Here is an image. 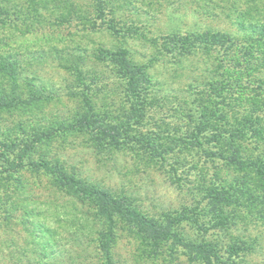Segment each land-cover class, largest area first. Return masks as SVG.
<instances>
[{"label": "rangeland", "instance_id": "374dc122", "mask_svg": "<svg viewBox=\"0 0 264 264\" xmlns=\"http://www.w3.org/2000/svg\"><path fill=\"white\" fill-rule=\"evenodd\" d=\"M4 1L9 8L4 13L11 19L21 13L13 12L12 3L16 4V9L21 7L24 14L28 10V0ZM108 1V9L113 13L106 15L103 22L98 20L96 26L73 21L59 26L27 28L18 20V26L0 27V56L17 54L25 75L34 77L37 85L55 93L53 99L34 109L0 110V139L27 138L36 127L52 125L59 117L70 119L79 108L84 110L82 96H72L70 91L81 93L88 84L90 89L83 92L89 94L94 109L100 115L109 111V118L103 119L120 118L122 110L127 108L125 81L115 64L97 59L101 46L127 47L133 61L147 66L151 78L147 98L153 102L137 129L153 133L159 126L170 127L171 136H175L174 132L181 136L186 128L193 129L192 119L196 121L200 116L206 104L201 99L209 96V86L226 84L222 68H217L223 51L205 48L196 42L182 53L172 46L166 35L211 29L230 33L237 46L242 45L247 36L253 37L252 43L255 38L264 37V0ZM78 2L83 11L87 7L91 10L88 6L91 0ZM53 7L54 4L49 3L42 9L50 21L55 15ZM110 15L119 33H111L106 28ZM76 52L85 57L81 78L62 67L65 62L56 57V53L66 56ZM5 81L0 74V84H6ZM162 121L165 124L162 125ZM190 137L198 140V137ZM175 143L180 145L178 141ZM208 158L197 148L177 147L165 158L153 159L133 144L101 147L87 131L59 134L38 142L26 159V166L17 173L8 170L14 154L5 159L0 157V264H212L193 256L195 252L181 246L174 237L160 241L159 247L151 251L123 224L117 229L112 258L107 260L98 246L101 227L94 204L62 188L56 183V177L47 171L31 165L48 162L60 166L67 175L81 182L117 194L128 193L142 211L165 219L166 224L167 218L172 220L184 212L192 215L196 210L199 221L209 225L214 218L209 213L198 214L208 207L205 188L211 183L223 184L218 178H226L228 169L223 161ZM176 230L189 241H216L218 235L226 238L225 233L229 232L255 244L253 250L243 253L242 257L233 256L232 264H264L263 225L240 221L226 232L215 227L205 232L192 221H184ZM223 255L230 257L228 253Z\"/></svg>", "mask_w": 264, "mask_h": 264}, {"label": "trees", "instance_id": "16d2710c", "mask_svg": "<svg viewBox=\"0 0 264 264\" xmlns=\"http://www.w3.org/2000/svg\"><path fill=\"white\" fill-rule=\"evenodd\" d=\"M4 2L0 0V27H15L19 21L27 28L59 26L63 23L72 24L73 21L83 26H96L98 20L103 22L106 15L113 13L108 9V0H91V6L88 5L91 10L87 7L84 11L78 7V0H28L26 9L29 12L26 10L25 14L21 7L16 9V4L12 3L13 12L21 13L17 18L11 19L10 15L4 13L9 10ZM49 3L54 4L52 10L55 15L51 21L42 12ZM110 16L106 28L111 33H119L115 23H112V15ZM166 37L182 53L196 42L202 43L205 48L207 46L223 51V58L217 63V68H222L221 74H224L226 84L209 86V96L204 95V99H201L207 105L204 104L196 121L191 118L193 129L186 128L181 136L174 132V137L171 136L173 130L170 127L159 126V130L153 133H142L138 130L137 127L146 116L147 107L153 102L147 98L146 90L151 85L147 66L133 61L127 47L108 49L101 46L96 55L97 59L109 60L115 64L118 74L125 81L127 108L122 110L120 118L115 116L112 119H103L109 118V111L102 116L94 109L89 94L84 93L85 89L91 87L88 84L84 87V92L77 94L70 91L72 96H82L84 110L79 108L70 119L59 117L45 128L36 127L27 138L22 137L15 141L0 139V157L5 159L14 154L15 159L8 170L10 173H17L26 166V159L38 142L76 131L91 133L101 147L120 148L130 144L140 146L153 159H163L177 147L197 148L205 158L223 161L228 169L227 177H231L218 178L224 183H211L205 188L208 207L207 210L198 211V214L209 213L214 218L209 225L199 221L196 210L194 213L192 211V215L184 212L174 216L172 220L167 218L166 224L165 219L149 216L142 211L135 203V198L128 193L117 194L98 185L81 182L67 175L60 166H52L48 162H33L31 165L47 171L56 177V183L62 188L72 190L81 199H87L94 204L95 216L101 227L98 232V246L107 260L112 258L117 229L123 224L128 231L139 236L151 251L159 247L160 241L174 237L181 246L195 252L192 253L195 257L207 259L212 264H232L230 259L233 256L242 257L243 253L253 250L255 244L225 230L240 221L264 226V37L260 40L255 38V43H252L253 37L247 36L240 46H237V41L230 33L211 29L202 32L189 31L185 35L172 32ZM57 50L61 53L58 48ZM16 55L9 53L0 56V74L6 80V84H0V110H30L53 99L55 93L52 90L37 85L34 77L25 75L23 64ZM56 57L61 59L60 62H65L62 67L80 78L84 77L83 55L76 52L60 56L56 53ZM163 124L165 121H162ZM190 136L198 137V140L191 139ZM176 141L180 145L174 144ZM205 143L207 146H204ZM184 221H192L205 232L209 228H218L219 231L226 232L227 237L218 235L219 239L216 241H189L181 232L175 231L177 225ZM151 251L145 250V253H152ZM225 253L230 256L228 259L224 258Z\"/></svg>", "mask_w": 264, "mask_h": 264}]
</instances>
